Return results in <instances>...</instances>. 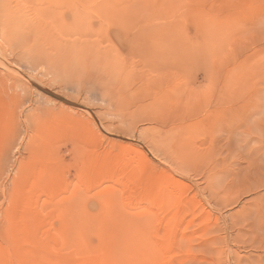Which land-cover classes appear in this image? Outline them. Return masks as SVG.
Returning <instances> with one entry per match:
<instances>
[{"label": "rangeland", "instance_id": "374dc122", "mask_svg": "<svg viewBox=\"0 0 264 264\" xmlns=\"http://www.w3.org/2000/svg\"><path fill=\"white\" fill-rule=\"evenodd\" d=\"M71 1L0 38V264H264V0Z\"/></svg>", "mask_w": 264, "mask_h": 264}, {"label": "bare ground", "instance_id": "6f19581e", "mask_svg": "<svg viewBox=\"0 0 264 264\" xmlns=\"http://www.w3.org/2000/svg\"><path fill=\"white\" fill-rule=\"evenodd\" d=\"M32 0H0V38L5 39L7 38V40L10 41H14V43H19L20 41H24L28 38H26L27 36L32 34V27H33V15L34 13H32L33 11V7L32 5H34V1L33 0V4L31 3ZM37 1V0H36ZM71 1V0H70ZM41 2V1H40ZM72 3V1H71ZM77 3V2H76ZM74 3V4H76ZM67 4V3H66ZM65 4V5H66ZM64 7H67L65 6ZM48 7V6H46ZM69 7V6H68ZM52 7H48L49 10L53 11V8L50 9ZM77 8V7H76ZM56 9V8H55ZM58 9V8H57ZM66 10V9H65ZM69 10V9H68ZM64 11V10H63ZM78 11V10H77ZM49 13V14H53V19L56 17L54 16L55 13H51L49 11H47L45 13ZM44 13V14H45ZM76 13V12H75ZM78 13V12H77ZM76 13V15H77ZM61 17V16H60ZM75 17V15H74ZM57 18V17H56ZM59 18V17H58ZM78 17H76L77 19ZM75 19V18H74ZM35 21V19H34ZM52 21V19H51ZM78 22V21H77ZM34 28V27H33ZM62 29V27H61ZM34 30V29H33ZM62 33V32H61ZM33 36V35H32ZM34 37V36H33ZM26 38V39H25ZM31 39V38H30ZM22 41V42H23ZM28 41V40H27ZM48 41V40H47ZM3 42V40L0 41V43ZM26 42V41H24ZM30 42V41H29ZM5 43H2V46ZM12 46V45H11ZM17 46V45H16ZM15 46V47H16ZM20 47V45H18ZM1 47V45H0ZM14 47V48H15ZM17 47V49L19 48ZM4 48V47H2ZM52 48V47H51ZM19 50V49H18ZM15 51V50H14ZM21 51V49H20ZM22 52V51H21ZM15 53V52H14ZM17 53V52H16ZM19 53V52H18ZM26 54V53H24ZM23 54V55H24ZM29 54V53H28ZM15 55V54H14ZM20 55V54H19ZM22 55V54H21ZM20 55V56H21ZM18 56V55H15ZM25 56V55H24ZM16 58H19L16 57ZM22 59V57H20ZM19 59V60H21ZM18 60V61H19ZM134 114V113H133ZM148 115V114H147ZM153 117V116H152ZM147 118V117H146ZM151 120V119H150ZM187 237V236H186ZM190 237V236H188ZM183 240V238H182ZM183 242V241H182Z\"/></svg>", "mask_w": 264, "mask_h": 264}, {"label": "snow or ice", "instance_id": "6c2138e0", "mask_svg": "<svg viewBox=\"0 0 264 264\" xmlns=\"http://www.w3.org/2000/svg\"><path fill=\"white\" fill-rule=\"evenodd\" d=\"M261 26L264 27V20H262V25Z\"/></svg>", "mask_w": 264, "mask_h": 264}]
</instances>
